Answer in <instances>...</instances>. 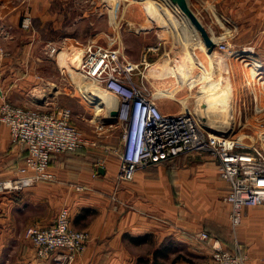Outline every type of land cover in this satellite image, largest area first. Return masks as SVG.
<instances>
[{"label": "crops", "instance_id": "0c3cea01", "mask_svg": "<svg viewBox=\"0 0 264 264\" xmlns=\"http://www.w3.org/2000/svg\"><path fill=\"white\" fill-rule=\"evenodd\" d=\"M54 1L29 0L33 26L35 21H59L61 8L49 9ZM234 2L239 33H252V44L237 52L251 53L259 62L257 78L264 83V0H190L200 17L215 5L228 13ZM23 3L0 0V103L7 97L19 105L48 109L60 91L51 92L58 82L48 80L40 57L49 58L47 43L58 45L68 37L40 33L36 27L35 31H24L20 25ZM158 104L166 111L159 100ZM228 126L232 128V124ZM24 155V149L11 142L9 128L0 121V179L14 175ZM118 167L119 158L105 149L54 153L49 165L54 178L20 191L0 193V264H55L54 254L38 257L24 231L32 224L51 225L62 207H68L72 227L90 234L86 250L71 264H192L198 261L183 260L179 248L183 245L189 255H196L197 243H205L209 251L201 261L207 259L212 249L198 238L202 230L230 248L237 239L248 246L246 264H264V204L243 209L242 221L230 242L231 206L224 199L229 185L220 176L213 156L182 153L140 168L132 180L121 183L116 179ZM197 197L207 199V211L197 210L193 204ZM166 198L168 204L174 201L171 208H164ZM182 198L187 199L188 208L182 207ZM147 243L154 247L149 253L136 248Z\"/></svg>", "mask_w": 264, "mask_h": 264}, {"label": "built area", "instance_id": "2783aa9c", "mask_svg": "<svg viewBox=\"0 0 264 264\" xmlns=\"http://www.w3.org/2000/svg\"><path fill=\"white\" fill-rule=\"evenodd\" d=\"M154 1L171 8L175 16H181L171 0ZM124 3L123 0H115L108 11L109 23L114 28L119 24ZM20 20L23 29L33 27L30 12H24ZM127 24L134 29L133 24ZM140 29L135 28V32L138 33ZM109 37L108 44L93 38L79 42L81 56L77 70L116 101L112 108L103 106L104 115L100 121H95V131L100 135L105 129L115 126L121 130L120 145L113 149L119 158L117 182L132 180L138 169L167 161L182 153L208 152L217 160L220 176L229 185L224 199L231 206L229 217L232 225L237 227L242 221L245 207L264 204V136L250 141L231 134L234 132L232 130L215 129L191 110L164 111L145 75L149 66L148 54L159 51L163 40L149 45L142 60L134 62L128 59L124 46L116 43L114 37ZM61 48L59 44L47 43L45 53L53 56ZM215 48L229 54L237 53L224 38L216 41ZM257 98L255 96V100ZM114 109L116 116L111 115ZM0 121L9 128L11 142L25 151L23 163L16 173L0 179V193L20 191L40 180L54 178L49 171L54 153L76 151L100 142L96 136L84 135L73 122L72 108L66 105L53 103L50 108L42 109L19 105L4 97L0 103ZM24 236L35 245L38 257L54 254L55 264H71L86 250L90 234L85 229L72 227L69 209L62 207L51 225H29ZM198 238L207 242L212 251L207 259L192 264H246L248 255L237 239L234 247L230 248L206 230L200 231Z\"/></svg>", "mask_w": 264, "mask_h": 264}, {"label": "rangeland", "instance_id": "374dc122", "mask_svg": "<svg viewBox=\"0 0 264 264\" xmlns=\"http://www.w3.org/2000/svg\"><path fill=\"white\" fill-rule=\"evenodd\" d=\"M123 1H125V3L121 6L122 9L118 18L119 24L115 28L109 23L108 18V11L114 0H56L49 9L53 8L59 10L61 8L63 16L61 15L57 19L59 21H35L34 26L31 29L28 30L22 28L27 32L35 31L36 27L40 33H59V36L63 33L62 36L67 35L68 39L59 44L62 46L60 52L65 50L67 53L59 59L57 57L58 52L53 56H49V58H44V56H42L40 57V60L41 64L44 65V71L47 72L46 74L50 78L48 80L58 82V87L53 85L51 89L52 93L56 90L60 91L58 92L54 103L71 107L73 110L74 124L83 131L84 135L89 137L96 136L97 139L100 140L96 146L89 145L83 148L89 150L105 149L107 151H113L116 146L120 145L121 130L119 126H115L113 128L105 129L103 133L98 135V131H95V121H100L104 115V111H102L104 108L99 104L100 100L97 98L99 97L101 90H96L92 81L80 76L78 71L77 73H73L70 68L72 64L68 63L70 65L67 66L63 63V58L74 52L80 53L79 42H85L88 39L93 38L102 44H108L110 41L109 36L114 37L117 41L116 43L124 46L128 59L134 62L142 60L148 44L151 45V43L158 42L160 39L163 40L159 51L148 54L149 66H147L145 70V75L155 94L156 91L160 89H166V91L171 90L173 92L174 96L157 95V100H159V103H162V107L166 109V112H169V109L175 111L183 110V102L180 100L184 98L188 100L187 103L190 110L195 112L197 99H199L202 91L212 84L214 79L222 80L224 82L222 83L224 87L228 83L225 87L228 91L222 89L220 95L228 94L226 97H229L233 91L232 85L230 84L232 81L237 85L236 88L238 91L236 106L237 121L235 124H232V128L221 129L217 127L215 128V126L212 127L219 131L232 130L234 132L231 134H235L244 139H250V141L255 140L260 136H264V83L258 81L256 78L252 79L250 82L248 81V77H250L249 63L254 60L251 58V53L240 54L237 52L238 54H229L228 52L219 51L216 48H214L212 52H208L205 50L206 45L202 37L195 35L196 32L193 31V29L181 25L179 20L183 21V19L175 16L171 8L168 9L163 5L160 6V4L152 0L154 6L151 7V11H153L154 14L150 17L149 21L148 17L150 15L145 9L143 10V7L139 2L129 3L127 0ZM23 2L22 14L24 12H30L31 5L29 0H23ZM173 5L177 7L175 3ZM210 11L212 13H209L205 9V11L201 13L202 16L200 18L209 33L215 35L217 40L222 38L227 39L229 45L237 51L243 45L250 46L252 44V33H239L235 2L232 9H229L228 13H222L220 5H215ZM251 14L252 11L251 13L246 14V16ZM130 20L134 26L133 30L132 27L127 24ZM145 22H149L148 28L142 29L141 25ZM140 27L141 29L137 34L135 28L138 29ZM112 31L115 32L109 33ZM91 35H94V37L88 38ZM63 38L64 37H62V39ZM203 52L212 54V60L217 59L216 61H218L219 64L218 66L214 65L212 67L210 74H212L216 67L219 69L216 70L218 76H214L213 74L212 77L209 76L207 79L199 81V83L195 85H191V82L197 80L203 75V73L206 74L205 67L201 68L199 67L200 64H198V60L203 57ZM182 64L184 70H187L185 75L188 76L187 81L184 83L182 77L179 76V80L178 75L174 72L175 68H180ZM159 75L162 78H160ZM62 78L63 80H61ZM61 81H63L62 84ZM255 96L258 97L257 100H255ZM112 100L113 107L114 99L112 98ZM100 108L102 109L99 110ZM97 112L99 115H96ZM106 146L109 147V149H107ZM196 153L209 154L208 152ZM102 158L103 156H101L100 159ZM175 202L179 203L180 201H177L176 199ZM181 202H184L182 206L183 208H188L187 199H183ZM206 202V198L197 197L193 200V204L196 206L197 210L202 213L209 208ZM166 203L167 204L164 205V208L168 209L171 208L174 201L173 204H168V200ZM234 230L235 228L230 227L229 235H227L230 242L232 241L231 239L234 238ZM197 247V254L189 255L185 246L181 245L179 248L181 252L178 254L182 255L184 258L183 260L186 258L190 263L193 261H201L207 255V250L209 251V248L205 243H197ZM242 247L249 257L248 246L242 245ZM136 248L143 251L145 254L149 253L154 247L152 244L147 243L139 245ZM165 255L167 256V253H165ZM175 257L177 258V256ZM151 264L168 263L166 261H159Z\"/></svg>", "mask_w": 264, "mask_h": 264}, {"label": "bare ground", "instance_id": "6f19581e", "mask_svg": "<svg viewBox=\"0 0 264 264\" xmlns=\"http://www.w3.org/2000/svg\"><path fill=\"white\" fill-rule=\"evenodd\" d=\"M139 3L142 5L143 10L145 9L148 12V14L150 15L148 17V20L150 21V17L154 14V12L151 11L152 10L151 7L154 6L152 3V0H140ZM171 3L172 2L170 1V4ZM175 5L177 6L176 8L181 13L180 17L183 19V21L179 20V22H181V25L186 26V28L193 29V31L196 32L195 35H199L200 37H202L200 34V31L194 26V24L190 21V19L182 11V9L177 5V3H175ZM129 24L132 25L131 20H130ZM148 25H149V22H145L141 26L144 28H148ZM212 38L215 41H217V38H215V35H212ZM205 50L208 52L213 51V50L209 51L207 46L205 47ZM65 53H67L65 50H62L61 52H59L57 55L58 59L61 58V56H63ZM80 56L81 55L78 52L68 54L63 58V63H65L67 66L72 64V66L70 68L72 69L73 73H77L78 70L76 68H77V64L80 60ZM191 58L194 59L193 57H191ZM212 59H213L212 54H210V53L207 54V53L203 52V57H202V59L200 58L198 60V64H200L199 67H201V68L205 67L206 74L203 73V75H201L197 80H194L193 82H191V85H195V84L199 83V81L207 79L209 76L212 77L213 74H214V76H218L216 73V70H219V69L216 67H215L214 71L212 72V74H210L212 67L214 65L218 66V64H219L218 61H216L217 59L216 60H212ZM194 60H196V59H194ZM252 61L250 62L251 64L248 62L249 66H250L249 67L250 77H248L249 82L252 79H255V78L258 79L257 78V75H258V70H257L258 65L257 64L259 62L256 61L255 59ZM68 63H70V64H68ZM183 64L180 68H178V69L175 68L174 72L178 75V79H179V76L182 77V81L184 83L187 81L188 76L185 75V72H187V70H184ZM191 74H192V72H191ZM160 75H159V77L162 78ZM177 75H175V76H177ZM169 76H170V74H169ZM92 83L95 86L96 90H98V91L101 90L99 97H97V98H98V100H100L99 104H101L102 108H104L103 106H107V107L112 108V101L113 100L111 98V95L107 91H105L104 89L97 86L93 81H92ZM222 83H224L222 80L214 79L212 84L208 88H206L204 91H202V93L199 96V99H197V104H196L197 107H196L195 113L199 117L200 120L204 121L205 123L209 124L210 126H215V128L217 127V128L225 129V128H227L228 124H233V123L235 124V122L237 121L236 106H237V100H238V98H237L238 97V91L236 88L237 85L231 81L230 84L232 85V89H233L232 94L229 97H226V95H228V94L220 95V93L222 92V89L228 91V89L225 88L228 83L226 84L225 87L223 86ZM156 95L174 96V94L171 90L166 91V89L165 90L164 89L157 90ZM180 101L183 102V104H182L183 110H190V107L187 103L188 100H186V98L181 99ZM195 101H196V99H195ZM115 103H116V101L114 100V105H115ZM102 108H100L99 110H101ZM99 110H98V112H99ZM98 112L96 113V115H99ZM202 112H203V114L201 115Z\"/></svg>", "mask_w": 264, "mask_h": 264}, {"label": "water", "instance_id": "95a60500", "mask_svg": "<svg viewBox=\"0 0 264 264\" xmlns=\"http://www.w3.org/2000/svg\"><path fill=\"white\" fill-rule=\"evenodd\" d=\"M172 1L174 3H177V5L182 9V11L187 15L190 21L194 24V26L200 31L202 39L205 45L207 46L208 50L209 51L214 50L216 46V41L212 38V35L209 33L208 29L206 28L205 24L201 20L200 16L192 8L190 1L189 0H172ZM111 115L116 116L117 111L115 109L112 110ZM110 120H114V119L110 118Z\"/></svg>", "mask_w": 264, "mask_h": 264}, {"label": "trees", "instance_id": "16d2710c", "mask_svg": "<svg viewBox=\"0 0 264 264\" xmlns=\"http://www.w3.org/2000/svg\"><path fill=\"white\" fill-rule=\"evenodd\" d=\"M137 240H141V238H137Z\"/></svg>", "mask_w": 264, "mask_h": 264}]
</instances>
